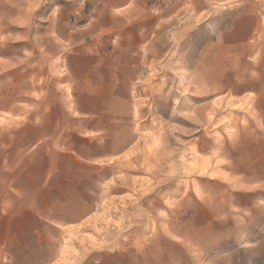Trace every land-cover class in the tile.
Segmentation results:
<instances>
[{
    "label": "rangeland",
    "instance_id": "obj_1",
    "mask_svg": "<svg viewBox=\"0 0 264 264\" xmlns=\"http://www.w3.org/2000/svg\"><path fill=\"white\" fill-rule=\"evenodd\" d=\"M15 1L0 264H264V0ZM80 78L115 82L131 114L80 137Z\"/></svg>",
    "mask_w": 264,
    "mask_h": 264
},
{
    "label": "crops",
    "instance_id": "obj_2",
    "mask_svg": "<svg viewBox=\"0 0 264 264\" xmlns=\"http://www.w3.org/2000/svg\"><path fill=\"white\" fill-rule=\"evenodd\" d=\"M4 0H0L2 3ZM7 4L16 3L15 0H5ZM91 70H89V73ZM82 88L74 94L73 98V117L77 120L76 132L82 138H90L105 133L107 130L97 121V118H112L111 123L125 118L131 114V105L128 93L115 92V82H109L105 88L95 87L97 83L91 79L78 80ZM85 82V83H84ZM129 82H131L129 80ZM126 84V82H125ZM10 143L12 141V128L9 130ZM33 146V143L31 144ZM72 155L65 157L81 167H92L103 165L106 160L114 158L116 155L111 153L107 157H96L84 153L82 150H74ZM1 155V154H0ZM1 159V158H0ZM264 185V183H262Z\"/></svg>",
    "mask_w": 264,
    "mask_h": 264
},
{
    "label": "bare ground",
    "instance_id": "obj_3",
    "mask_svg": "<svg viewBox=\"0 0 264 264\" xmlns=\"http://www.w3.org/2000/svg\"><path fill=\"white\" fill-rule=\"evenodd\" d=\"M65 248V247H64Z\"/></svg>",
    "mask_w": 264,
    "mask_h": 264
}]
</instances>
